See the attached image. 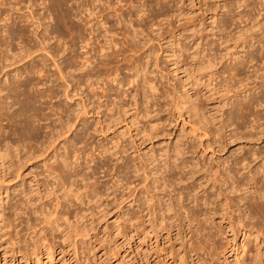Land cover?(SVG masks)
I'll return each instance as SVG.
<instances>
[{
    "label": "rangeland",
    "instance_id": "1",
    "mask_svg": "<svg viewBox=\"0 0 264 264\" xmlns=\"http://www.w3.org/2000/svg\"><path fill=\"white\" fill-rule=\"evenodd\" d=\"M126 1L122 0L123 6L127 7L130 1L133 10L135 6L141 8L144 5L148 8V13H145L142 20H137L134 13L132 17V13L129 16L134 18V25H141V28L143 25L142 29L146 32V35L142 30V33L137 32L136 39H139L140 43L142 41L140 45L147 42L143 44V48L147 47L150 52L148 51V56L143 59L141 66L144 70L143 76L155 85L153 90L142 78L138 82H128V76L132 78L133 74L129 71V66L135 60L128 51L124 55L128 54L130 59L126 56L123 60L119 56L117 61L111 60L115 63L110 61V64H106L108 66H100L97 58H92L90 63H84L82 52L88 48L82 47L89 45L84 46L85 42L76 37L77 40L72 39L74 34L68 29L70 21L60 19L59 8L54 10L55 7H51L54 11L47 9L49 4L53 6V0H4L2 5L6 8L0 5L4 8L0 16L7 11V14L12 16L3 19L4 21L1 20L3 16L1 17L0 20L7 24L0 21V27L4 25L0 28V38L5 41L2 46L7 44L10 49L8 57H14V64L4 65L7 61L1 62L3 65L0 63L5 66L0 69V86L3 92L0 95L7 91L3 88H11L14 83L27 79H32V84L37 83L36 87L29 85L30 90L33 87L31 91L35 94L47 93L48 90L55 92L52 97L45 95L40 102L36 101L35 105L42 107L41 111L46 118L38 114L39 117L33 120L35 131L32 133L35 136L32 135L31 138L15 133V129L23 126L18 124L21 117L14 122L5 119V115L0 118V153L7 142L11 143L7 146H10V149L13 147L12 151L18 147L17 150L21 153L18 161L12 159L7 162L9 164L0 166V264H256L264 255V238L257 236L252 229L232 235L227 228L228 219L224 218L226 215L223 217L220 213L224 206L217 207L218 212L206 220V225L211 228V235L206 239L200 236L199 232L191 238V233L186 229L187 220L184 218L181 222L186 231L178 234L176 216L172 211L162 213L160 208L162 204L168 203V196H173L175 202L180 191L184 198V207L191 209H181V217H186L188 211H197L200 207L202 211L209 208L208 210L213 212L210 208L212 205H203V200L198 199V205L195 206L194 193L198 198L203 195H215L214 189L207 186L204 179L197 177L196 170L201 168L211 172L209 170L218 167L223 175L225 168L229 166L234 172H238L236 177H232H235V180L241 177L244 183L256 172L257 183L264 189V167L261 163L252 161L251 173L246 172L247 168L242 161L244 156L251 161L255 152L264 151V136L260 130L264 127V87L260 86L252 69L264 66V34L248 40L253 34L255 36L257 33H264V0H129L124 5ZM261 2L263 4H260ZM202 3L207 6H201ZM78 7L82 10L81 5ZM206 7L208 10L204 11ZM12 12L13 14H10ZM21 13L24 16L21 15L20 22L18 16ZM211 15L216 17L214 23L209 18ZM146 19H149V23ZM18 26L24 28L28 34L31 41L27 44L26 38L9 37L11 30ZM88 28V25L82 26V35L85 37H88ZM193 30H197V33ZM198 33L203 35L200 41L196 39ZM43 37H46V40H43ZM242 40L246 41L243 49L237 46ZM23 44L25 47L31 44L29 47H33L34 52L19 62L16 61L19 58L17 54H23L20 51ZM225 46H228L227 49H224ZM224 52L229 56L238 54L239 57L232 60L221 59ZM72 53L76 54L77 59ZM249 55L254 60L245 63ZM209 57L214 60L215 65L212 67L206 66ZM73 58L76 61H71ZM31 66L34 71L26 72ZM43 68H47L43 73H48L49 79L39 81L36 69ZM70 68L73 69L72 81L67 77ZM88 68H97L98 71L86 80L80 73ZM109 69H117L118 80L125 78L126 84L121 86L115 82L110 76L113 72ZM16 80L18 81L14 82ZM245 82L248 86L255 83L256 87L244 91L242 87ZM89 83H92V86L88 87ZM71 85L75 87V91ZM102 85L106 89L112 87L108 92L111 94L110 98L99 97L102 94ZM115 89H118L119 95L115 94ZM131 94L136 95L137 103L131 98ZM6 95L4 98H8L5 103H9L8 110L12 112L18 108V104H14L12 92ZM118 97L130 113L124 117L125 120L121 118L119 122H115L110 118L112 111L105 108L110 106V99L115 100ZM174 97L180 100L181 107L188 106L187 112L184 107L180 108L183 109L180 112L182 117L178 114L180 109L172 104ZM97 99L101 100L100 112L94 108ZM58 106L61 108L58 109ZM67 115L71 119L66 125ZM55 153L68 155L72 166L79 172L74 182V191L70 193L66 203L64 199L67 197H61L62 190L56 189L55 181L48 176L43 165ZM24 154L32 155L22 159ZM233 160L240 161L234 164ZM138 164L147 165L152 173H157H153L152 177L155 179L162 177V181L156 179L157 183L155 181L153 184L158 187L157 198L160 197L158 200H161L155 202L156 212L150 222L157 218L163 225H173L172 228L166 229L168 232L165 229L159 231L158 228L157 232H151L150 222L147 220L151 216L146 211V205L151 201L147 200L145 193L140 194L143 203L141 207L132 200V194H136L141 187V184L136 185L139 182L138 177L141 178L142 175V169H137ZM171 164L178 166L172 167ZM180 166H184V170ZM180 173L183 182L164 180L169 175L179 177ZM187 176L191 178L186 181L184 178ZM232 177L226 182L227 185L236 184ZM150 180L149 183L152 182ZM200 184L205 187V192ZM188 189L189 193L193 192L186 194ZM248 190L245 189V194L238 191V194L248 196ZM73 192L78 195H73ZM57 200L61 202L59 207H56ZM235 201L237 202L236 198ZM141 208L144 211L140 213L138 211ZM138 213L141 216L143 214L144 222L139 227L141 231L137 233L135 215H139ZM235 213L237 214L236 211ZM227 214L229 215V212ZM54 216H57V222L45 220ZM198 220L202 222L204 217L201 215ZM256 222L257 226L262 227L264 216ZM218 226H221V232L219 230L214 235V227ZM210 236L213 239H210ZM196 240H201L198 242L200 246ZM193 243L198 247L195 250L197 253L190 251L182 254V251L194 245ZM47 246L50 248L47 249Z\"/></svg>",
    "mask_w": 264,
    "mask_h": 264
},
{
    "label": "bare ground",
    "instance_id": "2",
    "mask_svg": "<svg viewBox=\"0 0 264 264\" xmlns=\"http://www.w3.org/2000/svg\"><path fill=\"white\" fill-rule=\"evenodd\" d=\"M13 1V0H12ZM18 1V0H17ZM20 1V0H19ZM50 1V0H49ZM54 2H53V6H51L50 4H49V6L50 7H47V9L48 8H51V7H53V9H54V7H55V9L54 10H56L57 8H59L60 10V19H62L63 21H70V25L68 26L69 28V30H71V33L72 34H74V38L72 37V39L74 40V39H76V38H78V40H80V41H84L85 43H84V46H85V44H87V45H89V47H82V49L83 48H88V49H86V51H84V52H82V54H84V63H90V62H92L91 61V59L92 58H97V59H99V64H100V66L101 65H105V66H108V65H106V64H110V61L111 60H115V61H117L118 60V57L120 56L121 57V59H123L124 60V58H126V56H128V54L127 55H124L125 54V52H130V54L132 55V56H134L133 58L135 59V60H133V62L132 63H130V66H129V71H132V78H130V76H128L129 78H128V82L129 83H131V82H134V81H136V82H138L141 78L143 79V81L145 82V83H147L148 85H149V87H150V89H155V85L152 83V82H149L147 79H146V77L145 76H143L144 75V70H143V66H141L142 64H143V59L145 60V57L146 56H148V51H147V47L146 48H143V44H147V42H145V40H144V42L145 43H143L142 45H140L141 43H142V41H141V43H140V40L139 39H136V35H137V32L139 33V31L141 32V30L143 31V25H142V28L141 27H139V26H141V25H134L133 24V21H134V18H131L132 16H133V13H134V17L135 18H137V20L138 19H140V20H142L143 19V17H144V15H145V13H148V12H146V10L148 9V8H145L144 7V5L143 6H141V8L140 7H136L135 6V10H133L132 9V7H133V5H131V3H130V1L129 0H127V1H129V6L127 5V7H125V6H123V3H121L122 2V0H53ZM69 1L71 2L70 4H69ZM123 1H126V0H123ZM127 1H126V3H124V5L125 4H127ZM204 1V0H203ZM263 1V0H262ZM4 2V0H0V5L1 6H4V4L2 5V3ZM6 2V1H5ZM15 2V1H14ZM155 2H156V0H155ZM158 2V1H157ZM165 2V1H164ZM242 2V1H241ZM248 2V1H247ZM141 3V2H140ZM7 4V3H6ZM156 4V3H155ZM260 4H263V2H261ZM30 5V4H29ZM79 5H81V9L82 10H80V8L78 7ZM135 5V4H134ZM10 5H8V7H9ZM138 6V5H137ZM148 6V5H147ZM201 6H207V4L206 3H202L201 4ZM262 6V5H261ZM5 8H6V6H4ZM7 7V8H8ZM14 7V6H13ZM144 7V8H143ZM159 7V6H158ZM162 7V6H161ZM52 9V8H51ZM52 9V10H53ZM180 9V8H179ZM263 9H264V7H263ZM50 10V9H49ZM53 10V11H54ZM208 10V8L206 7V8H204V11H207ZM4 11V8H2V7H0V15H1V13ZM203 11V12H204ZM8 12V11H7ZM7 12H6V14L5 13H3V18L1 19V17L2 16H0V19L2 20V21H4V20H6L7 18H9V16H11V15H9V14H7ZM202 12V13H203ZM264 12V11H263ZM130 13H132L131 14V17L129 16V14ZM176 13V12H175ZM186 13V12H185ZM10 14H13V12L12 13H10ZM19 14V13H18ZM179 14V13H178ZM177 14V15H178ZM21 15L22 16H24L22 13L18 16L19 18L21 17ZM48 15H49V13H48ZM149 16V15H148ZM179 16H181V15H179ZM12 17V16H11ZM25 17H28V16H25ZM176 17V16H175ZM178 17V16H177ZM36 18V17H35ZM154 18V17H153ZM180 18V17H179ZM209 18H211V21H212V23H214L215 22V19H216V17H215V15H211V16H209ZM244 18V17H243ZM4 19V20H3ZM25 19H27V18H24V20ZM155 19V18H154ZM166 19V18H165ZM178 19V18H177ZM235 19V18H234ZM0 20V21H1ZM23 20V19H22ZM147 20V19H146ZM149 20V19H148ZM147 20V21H148ZM191 20V19H190ZM1 21V22H2ZM113 21V22H112ZM152 21V20H151ZM176 21H178V20H176ZM20 22H21V18H20ZM23 22V21H22ZM112 22V23H111ZM153 22V21H152ZM206 22V21H205ZM2 23H5V25L7 24L6 22H2ZM136 23H138V22H136ZM140 23V22H139ZM148 23H149V21H148ZM233 23V22H232ZM264 23V22H263ZM13 24H15V22L13 23ZM26 24V23H25ZM143 24V23H142ZM257 24V23H256ZM1 25V24H0ZM16 25V24H15ZM83 25H88V29H90L89 30V33H87L88 34V37L86 36H83L82 35V26ZM94 25H96L97 27H95ZM248 25V24H247ZM14 26V25H13ZM22 26H23V24H22ZM27 26H28V24H27ZM67 26V25H66ZM194 26V25H193ZM257 26V25H256ZM2 28L4 27V25L3 26H1ZM0 27V28H1ZM21 27V26H20ZM25 27V26H24ZM49 27V26H48ZM149 27V26H148ZM195 27V26H194ZM258 27V26H257ZM7 28V27H6ZM26 28V27H25ZM24 29V28H23ZM23 29H21V28H19V26L18 27H16V28H14V29H12L11 30V32H10V34H9V37H11V38H18V37H21L22 39L23 38H26V44L28 43V42H30L31 40H30V38L28 37V34L25 32V30H23ZM146 29H148V28H146ZM189 29V28H188ZM191 29H193V27H191ZM3 30V29H2ZM5 30V29H4ZM3 30V31H4ZM8 30H9V28H8ZM68 30V31H69ZM145 30V29H144ZM152 30V29H151ZM154 30V29H153ZM205 30V29H204ZM2 31V32H3ZM31 31V30H30ZM45 31V30H44ZM158 31V30H157ZM59 32V31H58ZM144 32V31H143ZM148 32V31H147ZM160 32V31H159ZM193 32H196L197 33V30H193ZM201 32V31H200ZM236 32V31H235ZM234 32V33H235ZM241 32V31H240ZM85 33V32H84ZM142 33V32H141ZM145 33V35H146V32H144ZM149 33V32H148ZM148 33H147V35H148ZM239 34V33H238ZM246 34V33H245ZM259 34H264V33H257V35H255L254 36V34H253V37H250L248 40H252V39H256V37L257 36H260L261 37V35H259ZM118 35V36H117ZM198 36L196 37V39H198L199 41L203 38V35L201 34V33H198L197 34ZM241 35V34H240ZM5 36V35H4ZM139 36V35H138ZM144 35H142V37H143ZM237 36V35H236ZM8 37V36H7ZM31 37V36H30ZM76 37V38H75ZM145 37H147V36H145ZM195 37V36H194ZM2 38H4L5 39V37H2ZM38 38V37H37ZM161 38H163V37H160V39ZM226 38V37H225ZM238 38H239V35H238ZM6 39H8V38H6ZM43 40L45 39L46 40V37L44 38H42ZM140 39H141V37H140ZM147 39V38H146ZM235 39H237V37L235 38ZM242 39H245V38H242ZM259 39V38H258ZM41 40V39H40ZM77 40V39H76ZM76 40H75V42H76ZM261 40V39H260ZM12 41V40H11ZM79 41V42H80ZM228 41V40H227ZM71 42H74V41H71ZM237 42H239V41H237ZM244 42H246V41H240L239 42V44H237V46H241L240 48H242V46H243V44H244ZM262 42H264V41H262ZM5 43V41L3 40V39H1L0 38V63L1 62H3V61H7L8 63H4V65H11V64H14V62H13V59L12 58H14V57H8V52H10L9 50V47H8V45L6 44L5 46H2V44H4ZM258 43H259V41H258ZM46 44H48V42H46ZM198 44V43H197ZM31 45V44H30ZM29 45V46H30ZM50 45V44H49ZM72 45V44H71ZM74 45V44H73ZM86 45V46H87ZM199 45V44H198ZM236 45V44H235ZM234 45V46H235ZM28 46V45H27ZM25 47V45L23 44V45H21V52H23V54H17L18 56H19V58H18V60H16V61H21L22 59H23V57H26V56H30V54L31 53H33L34 52V50H32V48L31 47ZM32 46V45H31ZM51 46V45H50ZM83 46V45H82ZM236 46V47H237ZM264 46V45H263ZM144 47H145V45H144ZM227 47L228 46H225V48L224 49H227ZM262 47V46H261ZM43 48V47H42ZM72 48V47H71ZM143 48V49H142ZM244 48H246V47H244ZM74 49V48H73ZM146 49V50H145ZM213 49V48H212ZM243 49V48H242ZM263 49V48H262ZM37 50V49H36ZM51 50V49H50ZM38 51V50H37ZM226 51V50H225ZM62 52V51H61ZM137 52H139V53H137ZM150 52V51H149ZM64 53V52H63ZM76 53V52H75ZM14 54H16L15 52H14ZM73 54V53H72ZM71 54V55H72ZM251 54V53H250ZM74 55V54H73ZM76 55V54H75ZM74 55V56H75ZM237 55V56H236ZM236 55H234V56H229L228 55V53L227 52H224L222 55H221V59L222 58H227V59H235V58H238L239 56H238V54H236ZM247 55V54H246ZM229 56V57H228ZM250 56V55H249ZM73 57V56H72ZM71 57V58H72ZM129 58L128 59H130V57L131 56H128ZM55 58V57H54ZM53 58V59H54ZM75 58H76V56H75ZM75 58H73V60H71V61H74L75 60ZM133 58H131V59H133ZM148 58V57H147ZM262 58V57H261ZM25 59V58H24ZM42 59V58H41ZM77 59V58H76ZM127 59V60H128ZM226 59V60H227ZM252 59H253V57L252 56H250L249 57V59L248 60H246L247 62H245V63H251V61H252ZM207 65L206 66H211L212 67V65H215L214 64V60H213V58H210L209 57V59L207 58ZM240 60V59H239ZM244 60V59H243ZM242 60V61H243ZM254 60V59H253ZM76 61V60H75ZM115 61L114 62H112L111 61V63H115ZM126 61V60H125ZM130 61V60H129ZM222 61H224V60H222ZM43 62V61H42ZM225 62V61H224ZM228 62V61H227ZM237 62H239L238 60H237ZM118 63H119V61H118ZM255 63V62H254ZM2 64V63H1ZM0 64V69H1V66L3 65H1ZM43 64V63H42ZM56 64V63H55ZM240 64H242L241 62H240ZM243 65V64H242ZM42 66H44V65H42ZM58 66V65H57ZM98 66V65H97ZM99 66V67H100ZM115 66H117V65H115ZM3 68L5 67V66H2ZM38 67V66H37ZM93 67H95V66H93ZM103 67V66H102ZM142 67V68H141ZM126 68V67H125ZM263 68H264V66L263 67H261V68H256V67H253L252 69H253V71H254V73H255V77L257 78V81H259L260 82V86H262V87H264V70H263ZM58 69H59V67H58ZM93 69V68H92ZM91 68L89 69H85V71L84 72H82V73H80V76L81 75H83L84 77H86V80H88L89 78H91V76L92 75H94L95 74V72H97L98 70H97V68H96V70H92ZM95 69V68H94ZM128 69V68H127ZM260 69V70H259ZM2 70V69H1ZM0 70V71H1ZM44 68H43V70L41 69V70H37L36 69V73H38L37 75H38V80L39 81H43V80H48L49 79V75H47L48 73H43L44 72ZM46 70H47V68H46ZM45 70V71H46ZM73 69H71L70 68V70L67 72V77H70V80L72 81V80H74V78H73V76H72V71ZM109 70H111V69H109ZM31 71H34V67H32L31 66V68H28V70L26 71V72H31ZM75 71V70H74ZM117 69H114V70H111V72H113V75H110V76H112L111 78L113 79V80H115V82H118V84L119 85H121V86H123L124 84H126V80L127 79H125V78H122V79H119L118 80V73H117ZM111 72H109V74H112ZM213 72V71H212ZM60 73V72H59ZM253 73V72H252ZM13 74V73H12ZM107 74V73H106ZM108 74V75H109ZM208 74H210V72L208 73ZM107 75V76H108ZM254 75V74H253ZM247 76V75H246ZM249 76H251V75H249ZM13 77V76H12ZM16 77H19V76H16ZM15 77V78H16ZM254 77V78H255ZM36 78V77H35ZM77 78V77H76ZM139 78V79H138ZM248 78H250V77H248ZM17 79V78H16ZM30 79V78H29ZM61 79H62V77H61ZM130 79V80H129ZM259 79V80H258ZM6 80H7V78H6ZM5 80V81H6ZM28 80V79H27ZM24 81V82H19L18 80H16V81H14V82H17V83H14V85H12V87L11 88H9L8 86H7V88H3V90L5 91V90H7L6 92H4V94L3 95H0V118H1V115H5V119L7 118V120L8 121H15L16 119H17V121H18V118L19 117H21L20 119H19V123L18 124H20V125H22L23 124V126H21L22 128H20V127H18V128H20V130H21V132H20V130L18 131V128L17 129H15V133H17V135H23V136H25L26 135V137L28 138H31L32 137V135H34L35 136V134H33L34 132L33 131H35L34 129H35V127H33L34 126V124H32L33 123V120L36 118V117H39L38 116V114H40V115H42V116H44L43 118H46V115L44 114V112H42L41 111V108L42 107H39V104L38 105H35V103H36V101L38 102L41 98H44L45 97V95H46V97L47 96H49V97H52V96H54V91L53 90H48L49 92H44V93H42V92H38L37 94H35L33 91H31L32 90V88H31V90H30V88H29V85L30 84H32L31 82L33 81L32 79H30V81L28 80V81ZM32 80V81H31ZM78 80L80 81V79H79V77H78ZM254 81L256 80V79H253ZM56 81V80H55ZM66 81V80H65ZM110 81V80H109ZM237 81V80H236ZM242 81V80H241ZM247 81V80H246ZM250 81V80H249ZM256 81V82H257ZM35 82H37V81H35ZM106 82V81H105ZM108 82V81H107ZM135 82V83H136ZM94 83V82H93ZM253 83V82H252ZM39 84V83H38ZM78 84H79V82H78ZM97 84V83H96ZM106 84V83H105ZM241 84V83H240ZM243 84V83H242ZM1 85V84H0ZM32 85H34L35 87L36 86H38L37 85V83L36 84H34V82H33V84ZM51 85V84H50ZM227 85V84H226ZM249 85V84H248ZM247 85V83L245 82L244 83V85H243V89H244V91H247V90H249V88H251V87H256V85H255V83H253V84H251L250 86H248ZM40 86V85H39ZM52 86V85H51ZM60 86V85H59ZM72 86V90H74V86L73 85H71ZM88 87L89 86H92V83H89L88 85H87ZM232 86V85H231ZM6 87V86H5ZM48 87V86H47ZM77 87V86H76ZM88 87H86V88H88ZM225 87V86H224ZM46 88V87H45ZM51 88V87H50ZM49 88V89H50ZM98 88H100V86L98 87ZM58 89V88H57ZM93 90V88H90V90ZM110 89H112V87L111 88H108V89H106V87H104L103 85L101 86V90H100V92H102V94L99 96L100 98H101V96L103 97V96H105V98L106 97H108V98H110V95L111 94H108V92H109V90ZM226 89V88H225ZM252 89V88H251ZM264 89V88H263ZM34 90V89H33ZM36 90V89H35ZM47 90V89H46ZM89 90V89H88ZM91 90V91H92ZM233 90V89H232ZM242 90V89H241ZM2 91V87L0 86V92ZM75 91V90H74ZM90 91V92H91ZM115 94L116 95H119V92H118V89H115ZM236 91V90H235ZM8 92H12V94H13V96H12V100H14V104H18V108L16 109V110H12V112H9L10 110H8L9 109V103L7 102V104L5 103V99L6 98H8V97H6V98H4L5 96H7L6 95V93H8ZM54 92V93H53ZM63 92H65V91H63ZM82 92V91H81ZM229 92V91H228ZM233 92V91H232ZM3 92H1L0 94H2ZM53 94V95H52ZM5 95V96H4ZM238 95V94H237ZM55 96H56V94H55ZM83 96V95H82ZM175 96V95H174ZM98 97V96H97ZM96 97V98H97ZM117 97V96H116ZM136 97V95L135 94H131V98L132 99H134V101H135V103H137L136 102V99L137 98H135ZM4 98V99H3ZM107 98V99H108ZM177 98V97H176ZM182 98V97H181ZM106 99V100H107ZM45 100V99H44ZM264 100V99H263ZM109 101V100H108ZM172 104L176 107V108H178V109H180V108H182V107H184V105L181 107V102H180V100H177V99H175V97H174V99L172 98ZM40 102V101H39ZM41 102H42V100H41ZM250 102V101H249ZM13 103V102H12ZM106 103V102H105ZM263 103H264V101H263ZM104 104V103H103ZM171 104V105H172ZM183 104V103H182ZM260 104V103H259ZM109 105L110 106H106V110H111L112 111V113H111V120L112 121H117V122H119V120L122 118V119H124V117L125 116H127V113H130V112H128V110H127V108L123 105V103H122V101L120 102V99H119V97L118 98H115V100H113V98L112 99H110V103H109ZM127 105H128V103H127ZM196 104H194V106H195ZM264 105V104H263ZM96 107H94V108H96L97 110V112H100L99 111V109H100V107H101V100H99L98 101V99H97V103H96V105H95ZM193 106V105H192ZM250 106V105H249ZM128 107V106H127ZM174 107V108H175ZM188 107V106H187ZM187 107H184L183 109H184V111H186L187 112ZM56 108V107H55ZM61 107H59L58 106V109H60ZM93 108V109H94ZM193 108H196V107H193ZM192 108V109H193ZM54 109V108H53ZM183 109H180V110H178V114L179 115H181L180 117H182V114L180 113ZM43 110V109H42ZM189 110H190V107H189ZM193 110H195V112H198V111H196L197 109H193ZM192 110V111H193ZM200 110V109H199ZM62 111V110H61ZM61 111H60V113H61ZM134 111H136V110H134ZM88 112V111H87ZM86 112V113H87ZM194 111H193V113H195ZM245 112V111H244ZM52 114V113H51ZM62 114V113H61ZM98 114V113H97ZM133 115V114H132ZM135 115V114H134ZM178 115V116H179ZM187 115V114H186ZM194 115H196V113L194 114ZM176 116V115H175ZM177 116V117H178ZM129 117H131L130 115H129ZM41 118V117H40ZM128 118V117H127ZM176 118V117H175ZM175 118H173V119H175ZM71 118H70V116L69 115H67V118H65V124L67 125V124H69L70 122H69V120H70ZM130 119V118H129ZM6 120V121H7ZM76 120V119H75ZM125 120V119H124ZM7 121V122H8ZM16 121V122H17ZM37 121V120H36ZM85 121L86 120H84L83 122L85 123ZM130 121H131V119H130ZM195 121V120H194ZM257 121V120H256ZM1 122V121H0ZM12 122V123H13ZM74 122V121H73ZM132 122V121H131ZM11 123V122H10ZM72 123V122H71ZM4 124V123H3ZM14 124V123H13ZM183 124V123H182ZM15 126H16V124H14ZM72 125V124H71ZM63 126H65V125H63ZM69 126V125H68ZM17 127V126H16ZM62 128V127H61ZM64 128V127H63ZM2 129V128H1ZM0 129V130H1ZM14 129V128H13ZM12 129V130H13ZM23 130V131H22ZM62 130V129H61ZM65 130H66V128H65ZM70 130V129H69ZM260 130H262L261 132V134H262V136H264V127H262V129H260ZM64 131V130H63ZM67 131H68V127H67ZM23 132V133H22ZM33 132V133H32ZM58 132V131H57ZM60 132V131H59ZM65 132V131H64ZM13 133H14V131H13ZM2 134V133H1ZM45 134V133H44ZM50 135V134H49ZM33 136V137H34ZM26 137H25V139H26ZM49 137V136H48ZM14 139V138H13ZM16 139V138H15ZM19 141V140H18ZM21 141H23V140H21ZM210 141V140H209ZM23 143V142H22ZM43 143V142H42ZM1 144V143H0ZM9 143L7 142V145H8ZM11 144V143H10ZM9 144V145H10ZM15 144V143H14ZM68 144V143H67ZM72 144V143H71ZM7 145H5L6 147L4 148V149H2V152L0 153V158H1V161H0V166H2V165H5L7 162H11L12 161V159H16L17 161L21 158V153H19L18 151H19V149L17 150V148L18 147H16V149H15V147H14V149L15 150H13L12 151V149H13V147H12V149H10V146H7ZM74 145V144H73ZM4 147V146H3ZM2 147V148H3ZM24 148V147H23ZM29 153V152H28ZM254 153V152H253ZM255 154V156L251 159V161H249V160H247L246 159V157L244 158L243 157V159L244 160H242V161H244V167L245 168H247V171L246 172H253L252 171V161L253 162H256V161H258V162H260L261 163V166L262 167H264V151L262 152V153H260V151L259 152H255L254 153ZM30 154H28V156L27 155H23L22 156V159H23V157L24 156H26V157H30L29 156ZM18 158V159H17ZM25 158V157H24ZM21 159V160H22ZM245 159L247 160L246 162H245ZM3 160V161H2ZM118 161V160H117ZM234 161V164H236V163H238L240 160H233ZM176 163V162H175ZM7 164H9V163H7ZM11 164V163H10ZM126 164V163H125ZM167 164V163H166ZM240 164V163H239ZM44 166H45V169L47 170V173H48V176H50V178L51 179H53L54 181H55V187H56V189H60V190H62V193H61V197H63V198H65V197H67L66 199H64L65 200V203H66V201H68V198H69V196H71L70 195V193L72 192V191H74V182H75V180H76V177L79 175V172L77 171V169L75 168V167H73L72 166V162L70 161V159H69V156L68 155H64L63 156V154H62V156L60 155V154H54L52 157H50V158H48L46 161H45V164H43ZM124 165V164H123ZM172 165V167L174 166H178V164H171ZM182 165V164H181ZM10 166V165H9ZM9 166H7V168L9 167ZM170 166V165H169ZM219 166V165H218ZM3 167V166H2ZM120 167V166H119ZM229 169H228V168ZM226 168H225V170L226 171H224L223 169V171L225 172V174L223 173V175L221 174V169L220 168H216V169H214V170H209V171H211V172H208V171H206V170H201V169H203V168H201V169H198V170H196L197 172H198V176L197 177H199V179H204L205 181V184H207V186H210L211 188H213L214 189V191H215V193H213V194H215L213 197H211V196H208V195H203V197L202 198H198L197 197V195H196V193H194V200L196 201V205L195 206H197L198 205V201L199 200H203V205H212V207L210 206V208H212L213 209V212H210V210H208L209 208H207V210L205 209L204 211H202V207H200V208H198L197 209V211L196 210H192L190 213H189V211H188V215L186 216V217H181L180 216V214L181 213H179V211L182 209H184V211H185V209H187V210H191V209H188V208H186V207H184V205H183V199L184 198H182V192H178V194H179V196H178V198H177V200L175 201V202H173V200L174 199H172V197L170 196H168V203L166 202L164 205L162 204V206H161V208H160V210L162 211V213L163 212H165V211H172L173 212V214H174V216H176V219H177V233L178 234H180L181 233V231L183 232V231H186V229L187 230H189V232L191 233L190 234V237L192 238L193 236L195 237V233H200L199 235L200 236H204L205 237V239L206 238H209V230L211 229H209V225L207 224L206 225V220L208 219V218H210V216L212 217V216H214L215 214H216V212H218V210L217 209H219L220 207H223L222 208V212H224L223 214H222V212H220L221 213V215L224 217V214L226 215L224 218H227L228 220H227V222H228V226H227V228H228V230H230V232H232V235L233 234H237L238 232H241L242 230H247V231H251V229L253 230V232H255L256 233V235L257 236H260V237H262V238H264L263 236H264V225H261L262 227H259V226H257L256 224H257V219L259 220V219H261V218H263V216H264V189H262V187H260L259 185H258V183H257V178H256V172H253V174L251 175V177L249 178L248 176V181L246 182V183H244L243 182V179L241 178V177H239V179L238 178H236V179H238V180H235V177H236V173H238V172H234L233 170H232V168L230 169V167L229 166H227ZM6 168V167H5ZM128 168V167H127ZM152 168H154V167H152ZM165 168V167H164ZM168 168H171V167H168ZM180 168L181 169H183L184 168V166L183 167H181L180 166ZM137 169H142V175H141V178L140 177H138L139 179H138V181L139 182H137V184L136 185H140L141 184V187L137 190V192H136V194H132V195H134L133 197H132V200L134 201V202H136L137 204V206L138 207H141V205H143V203L141 202V200H140V194H142V192L143 193H145L146 195H147V200L148 201H151V203H146L147 205H146V207H147V214L148 215H150L151 217H149V219H147L149 222L151 221V218L152 217H154V215H153V213H155L156 212V208H155V202L157 203L158 201H160V200H158L160 197H158L157 198V194H158V187H156L155 185H153L154 184V182L156 181V183H157V180L159 179H155L154 177H152L153 176V173L156 175L157 173H155V172H153L152 173V171H151V169H149L148 168V166L147 165H142V164H138L137 165ZM137 169H135V170H137ZM159 169V168H158ZM157 169V170H158ZM174 169V168H173ZM211 169V168H210ZM153 170V169H152ZM156 170V171H157ZM160 170V169H159ZM170 170V169H169ZM184 170V169H183ZM183 170H182V172H183ZM195 170V169H194ZM138 171V170H137ZM179 171V170H178ZM181 172V173H182ZM186 172H188V171H186ZM195 172V171H194ZM180 173V175H179V177H175V178H177V179H175L174 178V176L173 175H169L168 177H166V179L164 178V180H166L167 182L168 181H170V182H172V181H174V180H178V181H181V182H183L184 180H183V178H182V174ZM161 175H162V171H161V173H160ZM159 174V175H160ZM192 174V173H191ZM190 174V175H191ZM258 174V173H257ZM83 175V174H82ZM138 175V174H137ZM232 175H234L235 177H232ZM173 176V177H172ZM184 177H185V175H183ZM230 177H232L233 178V181L235 180V182H236V184L235 185H230V183H229V185H227V183L229 182L228 180H229V178ZM246 177V178H247ZM83 178V177H82ZM81 178V179H82ZM85 178V177H84ZM154 178V180L152 181V179ZM162 178V177H161ZM161 178L159 179V180H161ZM191 177L190 176H187L186 178H184L186 181H187V179H190ZM151 179V180H150ZM149 180L150 181H152V182H150L149 183ZM183 180V181H182ZM162 181V180H161ZM230 181H232V180H230ZM158 182H160V181H158ZM227 182V183H226ZM164 183V182H163ZM186 183H188V182H186ZM185 183V184H186ZM165 184V183H164ZM169 184V183H168ZM234 184V183H233ZM245 186H244V185ZM158 185V184H157ZM171 185V184H170ZM225 185V186H224ZM244 187H243V186ZM180 186V185H179ZM184 186V185H183ZM187 186H189V185H187ZM199 186H201L202 187V189H203V192H205L206 191V189H205V187L203 186V185H199ZM157 188V189H156ZM183 188V187H182ZM185 188H189V187H186L185 186ZM76 189H78V188H76ZM156 189V190H155ZM191 189V188H190ZM245 189H249L248 191H249V195L248 196H242V194L241 193H239L238 194V191L239 192H241V191H245ZM59 191V190H58ZM158 191V192H157ZM189 189H188V191H186V194H188L189 193ZM133 192V191H132ZM191 192H193V191H191ZM190 192V193H191ZM242 192V193H243ZM189 193V194H190ZM177 194V193H176ZM184 194V193H183ZM198 194V193H197ZM244 194H245V192H244ZM73 195H75V196H77L78 194H77V192H73ZM171 195V194H170ZM185 196V195H184ZM192 196V195H191ZM200 196V195H199ZM193 197V196H192ZM235 198L237 199V202L235 203L234 202V200H235ZM76 199H78V198H76ZM163 199V198H162ZM181 199V200H180ZM199 199V200H198ZM140 200V201H139ZM61 202H59V200H57L56 201V207H59V204H60ZM69 203V202H68ZM239 204H241L242 206H243V208H244V212H243V208H242V206L241 205H239ZM245 205V206H244ZM61 207V206H60ZM143 207V206H142ZM158 207V206H157ZM209 207V206H208ZM217 207H219V208H217ZM195 208H197V207H195ZM194 208V209H195ZM242 208V209H241ZM139 210V209H138ZM181 210V211H182ZM217 210V211H216ZM221 210V209H220ZM58 211V210H57ZM56 211V212H57ZM141 211H144L142 208L140 209V211H138V212H140L141 213ZM160 211V212H161ZM180 211V212H181ZM195 211H196V213H195ZM235 211L237 212V214L235 213ZM35 212V211H34ZM63 212V211H62ZM229 212V215L227 214ZM64 213V212H63ZM65 213H67V212H65ZM64 213V214H65ZM195 213V214H194ZM234 213L236 214V216L234 215ZM139 214V213H138ZM244 214H245V216H244ZM135 215V214H134ZM140 215V214H139ZM135 215V217H136V219H137V224H135L136 225V228H135V230H136V232L138 233V232H140L139 231V227H140V225L142 224V222H144L143 221V214H142V216L140 215ZM182 215V214H181ZM203 216L204 217V221H200V220H198V217H200V216ZM228 215V216H227ZM134 217V218H135ZM140 218H142V219H140ZM156 218V217H155ZM186 219L187 220V228L186 229H184L183 228V223L181 222L182 221V219ZM197 218V219H196ZM139 219L141 220V221H139ZM245 219V220H244ZM254 219H255V221H254ZM47 222H52V221H54V222H57V220H58V218H57V216H54L52 219L51 218H46L45 219ZM154 220V219H153ZM203 220V219H202ZM211 220V219H210ZM157 218L153 221V222H150L149 224H150V228H151V232H157V228L159 229V231H161V230H163V229H170V228H172L173 227V225H171V224H166L165 223V225H163L162 224V222L161 221H158V224H157ZM206 222V223H205ZM172 223V222H171ZM168 225V227L166 228V226ZM210 227H212V226H210ZM208 228V229H207ZM214 229H215V233H213L214 235L220 230V232H221V226H218V227H214ZM158 231V232H159ZM167 232H168V230H166ZM222 231H224V230H222ZM146 232V231H145ZM150 232V233H151ZM212 233V232H211ZM224 233V232H223ZM155 234V233H154ZM184 234V233H183ZM213 234H212V237H213ZM206 235H207V237H206ZM211 235V234H210ZM149 237V236H148ZM204 237H203V240L205 241V239H204ZM211 236H210V239L212 238ZM213 239V238H212ZM191 242H192V240H191ZM197 244H198V246H200L199 245V243L201 242V240L199 241H195ZM199 242V243H198ZM203 243V242H202ZM201 243V244H202ZM194 245H191V247H189L187 250L185 249V251H182V254H187V253H190V251H195L198 247H197V245L195 244V243H193ZM207 244V243H206ZM214 244V243H213ZM213 246V245H212ZM216 245L214 244V247H215ZM50 247L49 246H47V249H49ZM216 248V247H215ZM196 253H197V251H195ZM197 255V254H196ZM263 259H264V255L262 256V259H260L256 264H264V261H263Z\"/></svg>",
    "mask_w": 264,
    "mask_h": 264
}]
</instances>
